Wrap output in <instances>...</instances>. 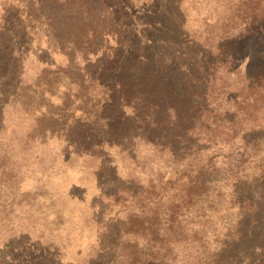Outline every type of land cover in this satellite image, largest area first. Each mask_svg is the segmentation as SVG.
<instances>
[{"label":"rangeland","instance_id":"1","mask_svg":"<svg viewBox=\"0 0 264 264\" xmlns=\"http://www.w3.org/2000/svg\"><path fill=\"white\" fill-rule=\"evenodd\" d=\"M162 23L180 60L213 62L204 98H171L190 128L174 153L111 135L138 103L116 98L117 38L140 31L154 72ZM246 70H264V0H0V264H216L240 223L264 243L247 211L264 202V86Z\"/></svg>","mask_w":264,"mask_h":264},{"label":"trees","instance_id":"2","mask_svg":"<svg viewBox=\"0 0 264 264\" xmlns=\"http://www.w3.org/2000/svg\"><path fill=\"white\" fill-rule=\"evenodd\" d=\"M110 15L106 16L108 20L105 21L111 24ZM120 25L123 27V24ZM158 27L160 28L158 30L159 35H161L160 42L166 50L163 53L165 57L161 59L162 62L159 60L160 70H155L154 72L153 70H148V65L151 61L142 54L144 51L139 47V44L142 43L141 36H139L140 31L129 33L132 40L130 37L125 39L127 36L117 38L118 43L111 54V61L113 62V69L116 70V77L119 79L116 82L121 86L119 89H124V92L120 94L117 92L119 90H114L117 93L116 98L129 95L131 98L137 99L138 103L134 107V113L130 116L125 114V111L121 109L122 106L119 108L118 116L112 117L118 122L111 135L119 133L124 136L122 137L124 140L130 141L140 136L139 138L145 139L152 146H158L156 143L164 139L170 146V152L174 153L176 152L175 145L180 139H184V135L188 137L184 133L190 128L187 129L189 123L185 121L186 119L182 120L176 111L178 107L182 108L184 106L181 104L175 105V103H173L174 105L171 104V98L177 95L180 92L179 90L186 85L193 88L192 94L195 90L196 94L204 98L206 96V85L213 73L210 72L213 62L202 51L192 49L190 58L184 63L180 60L183 56L188 55L180 46L184 39L176 36V34H173V37L164 35L166 30H164L163 23L158 25ZM120 29L122 30V28ZM101 36H103L102 33L96 35L100 41L102 40ZM118 51L121 55H119ZM221 61L226 62V60ZM157 62L158 59L155 60V64ZM263 71L246 70L244 75L247 89L253 90L264 86ZM188 105L189 108H194L199 104ZM137 123L144 125V131L129 135L128 129L133 128ZM162 131L165 135L161 133ZM89 140L91 144H94L93 146H96L103 142L104 139L100 137ZM180 143L182 144V141ZM255 194L256 192L253 191L252 197ZM251 200L253 201L247 211L250 212L251 220L258 222L256 215L264 210V202L255 201L254 198L249 199V201ZM240 226L241 223L236 226L234 233L225 235L224 241L220 246L222 250L215 255L216 261L214 260V262L216 264H264V243L259 242L261 237L258 236L260 229L246 225H243L242 228ZM223 252L227 253V255H222ZM223 257H226L230 262H224ZM46 264H59V262L49 258Z\"/></svg>","mask_w":264,"mask_h":264}]
</instances>
